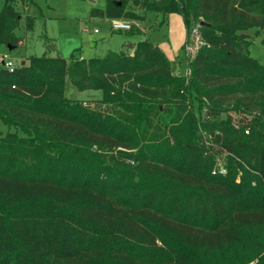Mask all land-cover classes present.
I'll use <instances>...</instances> for the list:
<instances>
[{
  "label": "trees",
  "instance_id": "16d2710c",
  "mask_svg": "<svg viewBox=\"0 0 264 264\" xmlns=\"http://www.w3.org/2000/svg\"><path fill=\"white\" fill-rule=\"evenodd\" d=\"M22 2L4 0L0 47L18 45ZM168 13L186 33L201 23L188 77L148 40L0 64V121L22 134L0 135V264H264V64L246 34L264 31V0H105L90 15Z\"/></svg>",
  "mask_w": 264,
  "mask_h": 264
},
{
  "label": "rangeland",
  "instance_id": "374dc122",
  "mask_svg": "<svg viewBox=\"0 0 264 264\" xmlns=\"http://www.w3.org/2000/svg\"><path fill=\"white\" fill-rule=\"evenodd\" d=\"M3 5L4 0H0V12ZM104 6L105 0H23L16 5L21 14L19 26L14 31L18 37V45L11 50L0 47V64L3 56L14 66L30 56L65 60H69L70 55L83 59L99 58L107 51H125L127 45L148 40L165 55L177 76L188 73V62L183 49L187 33L179 13L149 14L143 20H133L135 25L132 28L135 27L138 34L132 36L126 31L111 30L109 20L99 14L91 17V10L101 11ZM27 19L33 21L31 29L27 27ZM246 34L251 41V57L264 64V31L250 29ZM66 95L69 98L90 101L86 105H92L91 100L99 97L98 92H78L71 87L66 88ZM193 110L198 116L199 104L195 101ZM8 132L22 136L19 130L8 128L0 121V135L4 136Z\"/></svg>",
  "mask_w": 264,
  "mask_h": 264
},
{
  "label": "built area",
  "instance_id": "2783aa9c",
  "mask_svg": "<svg viewBox=\"0 0 264 264\" xmlns=\"http://www.w3.org/2000/svg\"><path fill=\"white\" fill-rule=\"evenodd\" d=\"M155 1H161V0H155ZM109 22H110L111 30L113 31H129L132 28V25H135L133 20H126V19H110ZM200 27H201V23L195 22L194 24H192V26L187 32V39L183 49L188 64L195 58L196 54L201 49V47L205 45L204 41L201 38ZM93 32L97 33V30H94ZM132 53L133 50H130V55H132ZM1 64L10 71L14 68V65L12 64L11 61L8 60L6 56H3V60ZM188 75H189V70L188 73L185 75V77H187ZM230 116L232 117V125L234 126V128L236 129L239 128L240 124L238 122L237 116L233 114H231ZM244 133L248 134V129H245ZM204 143L208 146L217 148V145L211 142L209 136L204 135ZM216 173L218 174L226 173V170L220 158L216 159V166L212 171V174H216Z\"/></svg>",
  "mask_w": 264,
  "mask_h": 264
},
{
  "label": "water",
  "instance_id": "95a60500",
  "mask_svg": "<svg viewBox=\"0 0 264 264\" xmlns=\"http://www.w3.org/2000/svg\"><path fill=\"white\" fill-rule=\"evenodd\" d=\"M12 49V47H8V50H11ZM23 64V63H22ZM96 107H101V105L100 104H98V105H96Z\"/></svg>",
  "mask_w": 264,
  "mask_h": 264
},
{
  "label": "crops",
  "instance_id": "0c3cea01",
  "mask_svg": "<svg viewBox=\"0 0 264 264\" xmlns=\"http://www.w3.org/2000/svg\"><path fill=\"white\" fill-rule=\"evenodd\" d=\"M130 45H127V47H129Z\"/></svg>",
  "mask_w": 264,
  "mask_h": 264
}]
</instances>
